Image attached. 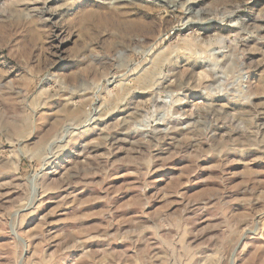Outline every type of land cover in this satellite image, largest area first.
<instances>
[{
  "label": "rangeland",
  "instance_id": "rangeland-1",
  "mask_svg": "<svg viewBox=\"0 0 264 264\" xmlns=\"http://www.w3.org/2000/svg\"><path fill=\"white\" fill-rule=\"evenodd\" d=\"M0 264H264V0H0Z\"/></svg>",
  "mask_w": 264,
  "mask_h": 264
},
{
  "label": "bare ground",
  "instance_id": "bare-ground-1",
  "mask_svg": "<svg viewBox=\"0 0 264 264\" xmlns=\"http://www.w3.org/2000/svg\"><path fill=\"white\" fill-rule=\"evenodd\" d=\"M93 96H94V97H96V94H95V92L93 93ZM95 99H96V98H95ZM95 99H94V100H95Z\"/></svg>",
  "mask_w": 264,
  "mask_h": 264
}]
</instances>
